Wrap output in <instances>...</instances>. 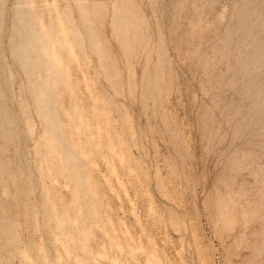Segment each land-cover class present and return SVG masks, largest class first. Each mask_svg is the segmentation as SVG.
<instances>
[{
	"label": "rangeland",
	"instance_id": "374dc122",
	"mask_svg": "<svg viewBox=\"0 0 264 264\" xmlns=\"http://www.w3.org/2000/svg\"><path fill=\"white\" fill-rule=\"evenodd\" d=\"M263 93L264 0H0V264H264Z\"/></svg>",
	"mask_w": 264,
	"mask_h": 264
},
{
	"label": "bare ground",
	"instance_id": "6f19581e",
	"mask_svg": "<svg viewBox=\"0 0 264 264\" xmlns=\"http://www.w3.org/2000/svg\"><path fill=\"white\" fill-rule=\"evenodd\" d=\"M36 24V29H34L33 37L29 40L30 45H36L39 48L40 58L47 65L48 75L50 79V85H46L42 93V100L44 101L45 112L43 113L44 118L50 123L51 129L53 130V134L59 135L62 133V128L57 121V113L52 105V96L56 86L54 85V77L63 78L64 81L66 79L63 77V69H62V53H59L60 48L63 50L64 48L72 49L71 43L66 36V32L62 22L59 21L57 23L58 28L55 30L56 36L61 35V37L55 38L52 36L50 31H44L43 25L40 22ZM57 39V40H56ZM58 42H63L62 45L56 46ZM61 52V51H60ZM73 53V51H71ZM255 67V66H254ZM264 94V93H263ZM68 154L70 155V161L74 164V169L76 170L75 177L78 182L82 180V175L79 167L76 166L77 159L80 158L81 154H86L84 151H76L74 147H69ZM84 182V181H83ZM84 186V183L82 184ZM84 212V211H83Z\"/></svg>",
	"mask_w": 264,
	"mask_h": 264
}]
</instances>
